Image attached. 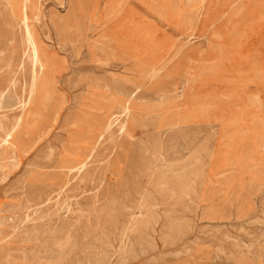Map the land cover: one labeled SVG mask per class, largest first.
I'll return each instance as SVG.
<instances>
[{
  "label": "rangeland",
  "instance_id": "obj_1",
  "mask_svg": "<svg viewBox=\"0 0 264 264\" xmlns=\"http://www.w3.org/2000/svg\"><path fill=\"white\" fill-rule=\"evenodd\" d=\"M204 7L38 0L31 24L54 91L0 177V239H20L6 264H256L238 247L264 249V0ZM13 34L17 50L0 55V96L15 106L0 117L17 115L29 86L18 65L23 31ZM177 40L183 49L147 81Z\"/></svg>",
  "mask_w": 264,
  "mask_h": 264
},
{
  "label": "bare ground",
  "instance_id": "obj_2",
  "mask_svg": "<svg viewBox=\"0 0 264 264\" xmlns=\"http://www.w3.org/2000/svg\"><path fill=\"white\" fill-rule=\"evenodd\" d=\"M206 0H200V13L204 10ZM38 0H1L0 1V55H4L7 58L13 55V51L17 48V45L15 43L14 39V28L18 25L22 31H23V37L21 39V45L20 48L23 49L24 53L21 54V58L19 60V70L23 73V70L25 69V66L28 67L29 72V86L27 92L22 96L20 103L17 107H15L18 110V113L16 116H7V117H0V177L4 174L6 167L8 164L13 160V153L14 148L16 147V143L19 146L21 139L26 135V131L30 129V127H37L41 126L43 122L46 119L48 104H49V97L48 93L52 91L53 85L49 83L48 81V68L51 66V62L48 59H45L40 51L39 44L36 38V34L34 32V28H32L31 24V16L34 15L38 18V14L35 15L34 10L37 7ZM161 7L168 11L172 12L173 8L164 6L161 4ZM237 9V8H236ZM199 11V10H198ZM38 12V11H37ZM41 12V11H40ZM39 13V12H38ZM249 13V11H247ZM258 14V13H257ZM253 14L250 13L249 16L251 17ZM262 16V14H261ZM19 20V22L16 21ZM188 20H192V18H188ZM144 23V22H143ZM194 26V25H193ZM146 27V26H145ZM63 26L60 24H56V29L58 32V35L63 37L64 30ZM140 29V28H139ZM152 30V29H151ZM139 31V30H138ZM62 42V39H61ZM15 43V44H14ZM43 43V42H42ZM19 48V49H20ZM183 49V43L181 41L174 42L173 45H171L168 49V53L165 57H163L161 60H159L157 63H154L150 65V67L147 69L144 78H146L147 81H152L156 79L160 74H162L167 67L173 62V59L176 57V55L179 53V51ZM17 50V49H16ZM46 51V50H45ZM27 54V55H26ZM46 54V53H45ZM53 54V53H52ZM51 55V54H50ZM47 56V54H46ZM14 57V56H13ZM55 57V56H54ZM4 58L5 63H9V59ZM54 59V58H52ZM4 64V63H3ZM65 64V63H64ZM58 66V65H57ZM66 66V65H65ZM59 67V66H58ZM106 67V66H105ZM12 69V67H11ZM3 71V70H2ZM51 73V72H50ZM13 74V73H12ZM53 74V73H52ZM57 74V73H56ZM26 75V74H25ZM51 77V76H50ZM25 78V77H24ZM57 78V77H56ZM137 78V77H136ZM143 78V77H142ZM22 79V78H21ZM54 79V78H53ZM15 80V79H14ZM58 80V79H57ZM145 81V80H144ZM2 82V81H1ZM55 82V81H54ZM14 83V82H13ZM144 83V82H143ZM114 84V83H113ZM25 85V84H24ZM59 85V84H58ZM142 85V84H141ZM4 86V84H3ZM94 86V85H93ZM97 86V84H96ZM95 86V87H96ZM12 87V86H11ZM92 87V86H91ZM123 87V86H122ZM141 87V86H140ZM93 88V87H92ZM138 88V87H137ZM108 89V88H106ZM59 90V89H58ZM6 91V89H5ZM54 91V90H53ZM52 91V92H53ZM117 91V90H116ZM115 91V92H116ZM138 89H136L129 97H135L138 93ZM163 91L162 93H164ZM0 96V112L6 110H13V106L5 102L6 95L3 94ZM55 93V92H54ZM63 93V92H62ZM61 93V96H62ZM117 93V92H116ZM127 93V92H126ZM102 94V92H101ZM110 94V93H109ZM55 95V94H54ZM103 95V94H102ZM117 95V94H116ZM168 95V94H167ZM172 95V94H171ZM16 96V95H15ZM101 96V95H99ZM114 96V95H113ZM108 98V97H107ZM166 98V97H165ZM12 99V98H11ZM110 99V96H109ZM52 100V99H51ZM62 100V99H61ZM107 100V99H105ZM115 100V99H114ZM120 100V99H119ZM123 100V99H122ZM12 101V100H11ZM19 101V99H18ZM113 101V100H112ZM130 101L127 100L125 104V108L129 109ZM52 102V101H51ZM13 103V102H12ZM134 103V102H133ZM137 103V102H136ZM135 104V103H134ZM111 107V106H110ZM98 110V109H97ZM113 110V109H112ZM118 111V110H117ZM124 112V111H123ZM129 112V110H128ZM120 113V112H119ZM126 113V112H125ZM8 114V113H6ZM122 114V112H121ZM128 114V113H127ZM11 115V114H10ZM111 115V114H110ZM109 115V116H110ZM1 116V114H0ZM57 116V115H56ZM98 117L97 115H95ZM127 116V115H126ZM58 117V116H57ZM108 117V116H106ZM103 118V117H102ZM101 118V119H102ZM117 119V118H116ZM75 121V119H74ZM91 121V120H90ZM115 121V117L114 120ZM119 120H117L118 122ZM116 122V121H115ZM98 123V121L96 122ZM79 124V123H78ZM82 124V123H81ZM86 124V123H85ZM112 124V123H111ZM121 124V123H120ZM90 126V125H89ZM118 126V125H117ZM111 127V126H109ZM108 126L105 128L106 131H108ZM88 128V127H87ZM119 128V127H117ZM126 128V127H125ZM124 128V131H125ZM98 129V128H97ZM49 130V129H48ZM111 130V129H110ZM121 130V129H120ZM102 131V129H101ZM122 132V131H121ZM126 132V131H125ZM88 133V132H86ZM110 133V132H109ZM97 134V133H96ZM129 134V133H128ZM47 135V133H46ZM103 135V134H102ZM109 135V134H108ZM105 136V135H103ZM130 136V134H129ZM113 137V136H112ZM108 138V137H107ZM111 138V137H110ZM106 139V138H105ZM99 141V140H98ZM110 141V140H109ZM37 142V141H36ZM62 142V141H60ZM69 143V142H68ZM101 143V142H100ZM104 143V142H103ZM71 144V143H70ZM63 145V144H62ZM116 145V144H115ZM73 146V145H72ZM79 146V145H78ZM77 149H80L78 148ZM64 147V146H63ZM91 148V147H90ZM100 148V147H99ZM102 148V147H101ZM106 148V147H105ZM108 148V147H107ZM112 148V147H111ZM114 149V148H113ZM111 149V151L113 150ZM86 150V149H85ZM94 150V149H92ZM97 150V149H96ZM121 150V149H120ZM72 151V150H71ZM77 151V150H76ZM106 151V150H105ZM110 151V150H107ZM110 151V152H111ZM89 152V149H88ZM96 152V151H95ZM85 153V152H84ZM109 153V152H108ZM114 153V152H112ZM111 153V154H112ZM77 154V153H75ZM79 154V151H78ZM99 153H97L98 155ZM102 154V153H100ZM88 155V154H87ZM104 155V154H103ZM109 155V154H108ZM93 156V154H92ZM91 156V157H92ZM106 156V155H105ZM104 156V157H105ZM84 157V154L83 156ZM95 157V155H94ZM100 157V156H99ZM111 157V156H110ZM98 158V157H97ZM106 158V157H105ZM89 159V158H88ZM90 161V160H89ZM92 161V160H91ZM83 162V161H81ZM94 162V160H93ZM96 163V162H95ZM98 163V162H97ZM82 164V163H81ZM84 165H78L74 166L70 169L71 172H79L83 170L86 166ZM65 167V166H63ZM103 167V166H102ZM109 167V165H108ZM107 167V168H108ZM55 168V167H54ZM59 168V167H57ZM104 168V167H103ZM124 168V167H123ZM56 169V168H55ZM62 170V168L60 167ZM110 169V168H109ZM119 169V168H118ZM122 169V168H121ZM7 170V169H6ZM48 170V169H47ZM87 170V169H86ZM104 170V169H103ZM65 171V170H64ZM99 171V170H97ZM107 171V169H106ZM109 171V170H108ZM54 172V171H53ZM87 172V171H85ZM36 173V172H35ZM49 173V172H48ZM57 173V172H56ZM83 173V172H82ZM40 174V173H39ZM45 174V173H44ZM58 174V173H57ZM32 175V174H31ZM114 175V174H113ZM57 176V175H56ZM72 176V175H71ZM82 176V175H81ZM86 176V175H85ZM38 177V175H37ZM42 177V175H41ZM40 177V178H41ZM58 177V176H57ZM78 177V176H77ZM80 177V176H79ZM32 178V177H31ZM55 178V177H54ZM64 178V177H63ZM75 178V177H74ZM73 178V179H74ZM94 178V177H93ZM50 179V178H49ZM69 179V177H68ZM35 181V178L33 179ZM51 180V179H50ZM53 180V179H52ZM55 180V179H54ZM57 180V179H56ZM55 180V181H56ZM66 180V179H65ZM75 180V179H74ZM47 181V180H46ZM49 181V180H48ZM104 181V180H103ZM37 182V181H36ZM41 182V181H40ZM39 182V183H40ZM72 182V180H71ZM93 182V181H92ZM32 183H34L32 181ZM55 183V182H54ZM67 183V182H66ZM86 183V182H84ZM83 183V184H84ZM48 184H51L50 182ZM57 184V183H56ZM34 185V184H33ZM93 185V184H92ZM67 186V185H66ZM75 186V184H74ZM80 186L83 188L80 184ZM112 186V185H111ZM50 187V186H49ZM59 187V186H57ZM77 188V186H75ZM61 188V187H60ZM64 188V187H63ZM67 188V187H66ZM65 188V191H66ZM73 188V187H72ZM70 189V188H69ZM108 189V188H107ZM36 190V189H35ZM54 190V189H53ZM58 190V189H57ZM68 190V189H67ZM71 190V189H70ZM74 190V189H73ZM49 191V190H47ZM59 191V190H58ZM64 191V190H63ZM53 192V191H52ZM61 192V189H60ZM68 192V191H67ZM107 192V190H106ZM33 193V192H32ZM62 193V192H61ZM60 193V195H62ZM55 194V193H54ZM57 194V193H56ZM35 195V193H34ZM53 195V193H52ZM36 196V195H35ZM54 196V195H53ZM45 198V197H44ZM90 198V197H89ZM47 199V198H46ZM45 199V200H46ZM52 199V198H51ZM40 200V199H39ZM74 200V199H73ZM79 200V199H78ZM81 200V199H80ZM42 201V200H41ZM48 201V200H47ZM57 201V200H56ZM59 201V198H58ZM49 202V201H48ZM55 202V201H54ZM51 203V202H50ZM48 204V203H47ZM67 204V203H65ZM90 204V203H89ZM149 204V203H148ZM25 205V204H24ZM41 205L40 203L36 206ZM49 205V204H48ZM87 205V204H86ZM46 206V205H45ZM65 205L62 206L61 209H63ZM90 206V205H89ZM88 206V207H89ZM47 207V206H46ZM45 207V208H46ZM83 207V206H81ZM80 207V208H81ZM44 208V209H45ZM65 208H67L65 206ZM64 208V209H65ZM69 209V208H68ZM145 209V208H144ZM39 210V209H38ZM59 210V209H58ZM80 210V209H78ZM83 210V209H82ZM94 210V209H93ZM96 210V209H95ZM140 210V209H139ZM68 211V210H67ZM84 211V210H83ZM90 211V210H89ZM92 211V210H91ZM97 211V210H96ZM71 212V211H70ZM63 213V212H61ZM140 213V212H138ZM80 214V213H79ZM88 214V213H87ZM142 214V213H141ZM140 214V215H141ZM14 215V214H13ZM84 215V214H83ZM12 216V215H11ZM77 216V215H76ZM142 216V215H141ZM145 216V215H144ZM61 217V216H60ZM69 217V216H68ZM88 217V216H85ZM137 217V216H136ZM70 218V217H69ZM84 218V217H83ZM90 218V217H89ZM76 220V219H75ZM85 220V219H84ZM133 220V219H132ZM136 220V219H135ZM260 220V219H259ZM72 221V220H71ZM82 221V220H81ZM138 221V220H137ZM143 221V220H142ZM134 222V221H133ZM26 223V222H25ZM81 223V222H80ZM260 223V222H259ZM98 224V223H97ZM25 225V224H24ZM131 226V224H130ZM169 226V225H168ZM98 227V226H97ZM10 228V227H9ZM96 228V227H95ZM129 228V227H128ZM217 228V227H216ZM29 228H25L21 233L27 238V241L31 242V234L28 230ZM173 230V229H172ZM134 231V230H133ZM132 231V232H133ZM65 232V231H64ZM125 233V232H124ZM127 233V232H126ZM19 234V235H22ZM92 234V233H91ZM97 235V234H96ZM128 235H130L128 233ZM126 236V235H125ZM70 237V234H69ZM94 236H92L93 238ZM131 237V236H129ZM25 238V239H26ZM39 238V237H38ZM232 238V237H231ZM22 239V238H21ZM71 238H67L69 240ZM130 240V239H129ZM20 241L19 237L17 235H5L2 236L0 239L1 247H0V264H6L9 259L12 257L13 252L15 250V246ZM70 241V240H69ZM125 240H123L124 243ZM67 243V241H66ZM197 243V242H196ZM28 244V243H27ZM48 244V243H47ZM67 245H69L67 243ZM211 245V244H210ZM61 246V245H60ZM127 245H125L126 247ZM59 248V247H58ZM124 248V247H123ZM131 248V247H130ZM248 248V247H247ZM62 249V248H61ZM125 249V248H124ZM128 249V248H127ZM202 249V248H201ZM238 249L242 251L243 259L246 261L250 258L249 255H252V258L254 257V261L256 264H261V261L264 257V249L259 248L256 245H253V249H248L247 252H244L243 247L239 246ZM246 249V248H244ZM45 250V249H44ZM47 250V249H46ZM49 250V249H48ZM60 250V249H59ZM63 250V249H62ZM65 250V249H64ZM205 250V249H204ZM247 250V249H246ZM21 251V250H20ZM46 252V251H45ZM60 252V251H59ZM19 253V251H18ZM23 253V252H22ZM63 253V252H62ZM123 253V251H122ZM125 253V252H124ZM237 253V252H236ZM16 254V253H15ZM172 254V253H171ZM230 254V253H229ZM32 255V254H31ZM36 255V254H35ZM178 255V254H177ZM241 255V254H240ZM15 256V255H13ZM231 256V254H230ZM239 256V255H238ZM65 257V256H64ZM229 257V256H228ZM13 258V257H12ZM233 260V256L229 257V259ZM34 259V258H33ZM52 259V258H51ZM207 259V257H206ZM238 259V258H237ZM62 261V260H61ZM203 261V260H202ZM228 261V260H227ZM241 261V259H240ZM12 263L11 261H9ZM57 262V261H56ZM229 262V261H228ZM232 262V261H231ZM234 262V260H233ZM52 264V263H51ZM56 264V263H54ZM234 264V263H233Z\"/></svg>",
  "mask_w": 264,
  "mask_h": 264
}]
</instances>
